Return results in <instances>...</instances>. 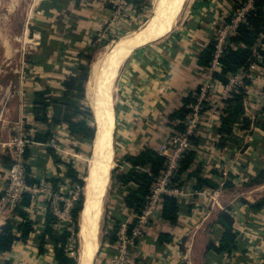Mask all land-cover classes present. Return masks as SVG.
I'll return each instance as SVG.
<instances>
[{
    "label": "crops",
    "instance_id": "0c3cea01",
    "mask_svg": "<svg viewBox=\"0 0 264 264\" xmlns=\"http://www.w3.org/2000/svg\"><path fill=\"white\" fill-rule=\"evenodd\" d=\"M143 1L147 3L142 11L144 13L148 2ZM199 2L201 13H197L198 16L193 15L191 19L185 18L174 31L156 40L149 47L136 48L120 68L119 136L117 137L123 142L130 143L129 146L121 145L125 148L123 155L135 154L145 147L157 149L159 142L168 132L169 114L181 107L182 99L195 90L206 75V70L199 64V53L215 36L216 26L223 21V15L231 11L232 5L228 0H199ZM57 5L55 9H48L49 11L43 9V11L53 15L58 10H62V13H73L71 17L67 14L63 15L70 18L67 20L70 23L69 26L60 22V27L64 28L62 30L64 39L69 40L71 45L83 44L79 42L83 36L94 32L97 27L108 22L107 15L110 17L109 9L106 10L105 6L98 1L59 0ZM78 14L82 19L79 20L80 27L76 24ZM74 24L77 25L78 30H81L80 33L75 30ZM108 25L113 24L108 23ZM116 26H119V23H116ZM116 26L113 25V28ZM71 35H76L77 38ZM262 38L264 35L257 47L264 50ZM84 42L86 43L85 40ZM79 50L82 49H78V53ZM262 59L261 54H257V61L250 65L255 77L245 87L244 107L246 114L253 121L264 117V66L260 64ZM41 71L44 72V69L39 66L38 72L41 73ZM68 74L63 73V75ZM37 81L33 84L37 86L32 92L33 95L34 91L49 85L42 83L40 79ZM2 88H4L2 93L5 92V96L0 102V189L5 184V175L11 159V148L8 142L16 122L15 117L19 114L21 120L23 117V107L21 105L17 107L7 101L11 93L9 84H3ZM60 88L62 89L61 83ZM216 88L214 98L218 100L221 87ZM27 111L29 114L25 123L34 128L37 122L33 112V102ZM40 125L33 130L34 133L47 128L46 125ZM199 133L201 142L198 146L195 165L200 166L202 175L212 179L215 187L199 191L194 188L195 176L185 178L189 181V185H185L186 183L183 185L189 190L183 198V201L187 202L184 204L185 209H181L179 223L174 228H171L164 220L153 224V228L149 229L145 235L147 241L143 243L138 257L135 258H147V261L160 259L162 250H157L154 242L161 230L170 228L174 233V240L167 244V250L171 253L164 256L165 258L169 256V264H178V260L180 264H264V130L254 124L248 130L235 125L224 148H219L215 143L220 138L216 127L202 124ZM65 138L72 141L66 126H59L52 143L61 151L62 148L58 147V144L62 146ZM36 144L39 147L34 146L35 151L31 152V160L39 165L36 170L39 169L43 176L35 174L36 170L32 171V174L37 178L42 176L43 178L39 179L45 180L57 174V166L47 152V144L39 142ZM37 149L39 154H35ZM191 193L195 196L191 197ZM42 202L45 204L44 200ZM188 205H192L190 212H188ZM225 209H229V213L234 218L233 228L237 237L235 248L219 252L211 245L219 246L221 243L225 228L219 222V213ZM29 211H35L34 204ZM45 211L30 240L26 243L21 241L14 243L11 251L1 254L0 257L3 256L1 258L5 257V260H10L12 264L13 256L16 257L18 254L15 260L17 264H24V262L26 264H56L51 245L47 246V251L44 253L39 252L38 245H35L32 250L28 245L31 241L35 242V237L43 227ZM31 217L36 220L32 213ZM181 236L183 251L179 246ZM107 243L106 254L109 255L107 259L103 257L102 264H109L110 257L117 253L115 247ZM34 249H36L35 252H33ZM156 262L163 264L157 260ZM139 263L140 261L134 262V264ZM165 263H168V260H165Z\"/></svg>",
    "mask_w": 264,
    "mask_h": 264
},
{
    "label": "trees",
    "instance_id": "16d2710c",
    "mask_svg": "<svg viewBox=\"0 0 264 264\" xmlns=\"http://www.w3.org/2000/svg\"><path fill=\"white\" fill-rule=\"evenodd\" d=\"M129 1L135 7L137 6L138 11H143L144 5H147L143 0ZM228 1L232 5L231 11L223 15L221 23L230 22L236 12L249 2V0ZM221 23L216 26V29ZM263 35L264 0H253L252 7L247 11L243 21L239 23L236 32L229 36L224 52L220 57L221 65L213 71V77L221 84H227L230 76L236 74L241 69L249 68L251 64L256 62L257 54H261L263 59L260 64L264 66V50L257 47ZM215 43L214 36L199 53V64L204 69L209 68L211 65L215 52ZM88 58L92 60L91 57ZM88 77V64L78 63L77 73H70L62 79V89L60 90L59 97L53 94V88L50 85H47L44 89L34 91L33 95L35 121L46 125L47 128L43 131H35L34 136L28 138L31 140V143L39 142L47 144V152L57 166V174L44 180L49 185L51 193L46 195L44 199L46 205L44 224L35 240L38 243L40 253L46 252L48 245L52 246L56 264H78L77 257L71 254L78 250L79 216L84 205V187L86 182L84 177L80 175L73 157L65 158L63 153L52 142L56 135V129L59 126H66L68 134L74 142L70 144V147L76 152L81 150V142L91 143L94 140L96 125L93 122V113L89 107H85L81 103L85 98V84ZM246 84H250V81L247 80ZM200 85L201 83L195 90L189 92L182 99L183 103L181 107L169 114L167 120L169 133L185 132V119L191 111L192 105L197 101ZM245 96L246 89L241 87L229 97L223 99L225 103L224 113L220 124L216 127L220 138L215 143L219 148L226 146L235 125H240L242 129L248 130L254 124L264 130V117L253 121L246 114L244 107ZM206 106L207 104L205 103L202 111L206 110ZM188 138L191 142V147L183 154L174 181L179 185H183L185 178L195 176L196 183L194 184V188L196 190L201 191L208 187L214 188L215 185L212 179L206 175H202L200 166L195 165L198 146L201 142L200 133L188 135ZM31 143L27 145L24 153L26 159V182L29 185L35 186L41 185V180L32 174L34 163L31 160ZM165 161V155L153 147H145L135 154L126 153L122 156V162L128 164L129 167L126 171H121L119 169L120 165H118L114 168L113 174L114 179L125 187L126 192L123 197V203L130 213H140L145 207L153 185L164 171ZM12 163L13 161L10 159L8 166L10 167ZM74 191H77V198L73 201V205L70 208L71 221H66L54 212L55 207L63 210L66 202L61 199H55L54 194L70 198L74 194ZM161 202L163 220L171 227L176 226L179 223L181 212L180 199L173 195L164 194ZM31 205V195L25 192L19 206L15 209L16 217L18 218L13 221L7 219L1 226L0 255L11 251L14 243L18 241L28 242L36 231L38 221L31 217L29 212ZM191 208L192 205H188V212H190ZM228 210L225 209L219 213V222L225 228L221 243L219 246L211 245L213 249L219 252L224 250L230 251L235 248L237 233L233 228L234 218ZM119 227L120 222L117 221L111 230L104 234V241L115 245ZM173 240L174 233L168 228L159 232L154 243L157 250H162L166 244ZM137 261L139 262L140 259H137ZM141 261V264H148L145 259ZM0 264H10V260L0 261Z\"/></svg>",
    "mask_w": 264,
    "mask_h": 264
},
{
    "label": "rangeland",
    "instance_id": "374dc122",
    "mask_svg": "<svg viewBox=\"0 0 264 264\" xmlns=\"http://www.w3.org/2000/svg\"><path fill=\"white\" fill-rule=\"evenodd\" d=\"M57 1L59 0H0V102L3 101L5 96V92L2 93V90L4 89L2 88V85L5 83L9 84L11 93L7 101L11 102L13 105H17V107H19L20 105L23 107L22 120L21 118H19L20 116L19 114L18 116L16 115L15 117L16 122H14V127L16 125L17 126L20 125L21 127H23L21 129L22 134L20 136H23L25 134V136L28 135V137L32 138L34 136L33 130L38 128V126H41L40 124L37 123V125H35L34 128H31L32 125L25 123L28 118L27 114H29L27 109L28 107H30V105L33 102L34 96L32 92L34 89H36L35 87H37L36 85L33 84L37 80L39 81L40 79L42 83L49 84L51 88H53V94L59 97L61 93L60 83L61 80L66 76L63 75V73H67V74L77 73L78 63H83L85 65L88 64L89 66V77L85 84V98L81 101V103H83L85 107H89L91 109L93 113V122L95 123L98 130V120H97L98 117L95 111L94 100L90 95L92 63L100 55L107 52L108 49L115 43V41L119 40L120 38L126 35H130L141 28L148 26L152 18L166 4V0H147L148 7L145 9L144 13L142 11H138L136 8L137 6L135 7V5H133L135 14L131 18H128L127 21L125 22H123L122 20L117 21V19L116 20L112 19L111 17H109V15H107L108 22H105L101 26L97 27V29L94 30V32H90L88 35H84L83 38L79 41L82 42L83 44L79 43V44L71 45L69 40L66 41L64 39L65 38L64 31H62L64 30V28L60 27V24L64 23L65 25L68 24L69 26L70 23L67 22V20H69L70 18L68 19V17H63V15L67 14V16L71 17L73 16V13L72 12L62 13V10H58L55 12L56 14L53 15L51 13H46L43 11V9L51 10L58 7ZM92 1H98L99 3H101L99 0H92ZM200 5L201 3L199 2V0H188L185 5L183 14L180 15L172 30L174 31V29L177 26L181 25L182 22L185 20V18L191 19L193 15L198 16L197 13H201V10H199ZM109 7L110 6L108 4H105L106 10H108ZM78 15H76V17H78V21L76 22V24L78 25V27H80L79 20L82 19L80 18V14ZM76 19L77 18H75V20ZM108 23H111L114 26H116V23H119V26L113 28V25L109 26ZM76 24H74L75 30H77V32L80 33L81 30H78ZM71 37L77 38L76 35L75 36L71 35ZM83 39L86 41V43L84 42ZM215 40H216V34H215ZM155 42L156 41L148 44H144L141 47L143 48L149 47ZM87 43L89 45H87ZM78 49H82V50H79L78 53ZM88 57H91L92 60H90ZM39 66L40 68L42 66L44 72L43 71H41V73L38 72ZM250 72L255 77L254 72L252 70ZM118 82H119V75L116 80L115 90L113 94L110 95V111L112 114V119L114 124L113 127L114 136L112 138V144H113L112 153H113L114 163L111 169V179L109 183L108 197L105 204V213H104L103 224L100 232L101 235L100 244H99L98 252L94 257V264H102L101 262L103 257L104 258L106 257L107 259V255H109L106 254V248L108 247L106 245L108 243L107 241H104V234L110 231L113 225L117 223V221H119L121 225L123 223L130 221L129 219L131 217V213L129 209H127L123 203V197L126 192L125 187L120 185L114 179V174H113L114 168H116L118 165H120L119 169L121 171H126L129 167L128 164L122 162V155L125 151V148L121 145L125 144L126 146H129L130 143L123 142L121 139H119V137H117L119 136ZM17 134L18 133L13 130L11 138ZM164 136L162 140L159 142V144H161L164 141L165 138ZM96 137H97V133H96ZM11 138L9 142L11 141ZM63 141L64 142L62 146L58 144V147L62 148L61 152L63 153V156L65 158H68L66 155L68 156L70 155L69 157H73L75 161L74 163L78 168L80 175L84 177V180L86 182L90 159L94 148V141H92L91 143L81 142L80 144L81 150L78 152H76L72 147H70V144L74 143L73 141L69 140L68 138H65ZM34 146L39 147L38 144L31 143L32 151H35ZM37 153L39 154V149H37V152H35V154ZM70 153H72V155ZM46 159H48V156H46ZM38 166L39 165H36V163L34 162L32 171H35ZM41 167L44 168L45 166H41ZM34 173L38 175H42L39 169L36 170V172ZM42 176H38V177L42 179L43 178ZM185 181L186 180H184L183 184L186 183L185 185L188 186L189 181L186 182ZM43 184L45 186L46 182L44 180H41V185ZM185 190L188 191L189 189L185 188ZM2 191H3V187L0 189V195H2ZM36 194L37 196L35 198V202H32V204H34L35 211L33 212L29 211V212L30 214L32 213L34 218L36 217L37 221H41L42 219L41 215L45 210V204H43L42 201L45 199L47 192L42 190L40 192H36ZM191 194H192L191 197L195 196L193 193ZM62 197L64 199H71L64 196ZM184 197L185 196L180 197V202L183 201ZM186 202L187 201H183L181 203L182 210L185 209L184 204H186ZM15 209L14 210L11 209L9 211L4 212L5 217H8V219H11L12 221L16 220L18 217H16L17 215L15 213ZM54 209L55 211L59 210V208L57 207H55ZM5 217L0 216V225H3L5 223L6 221V219L4 220ZM63 217H64L63 219H66V221H68L66 214L63 215ZM155 223H153L152 221L151 227L149 229H152L153 228L152 226ZM79 230H80V221H79ZM182 238L183 237L181 236L180 242L182 241ZM77 239H79V232L77 235ZM146 241L147 238L145 236L141 240L140 245H138L137 249L132 251L133 254L128 264H134V262L136 263L138 258L135 257H138V253L141 249V246ZM35 242L37 241L35 240ZM35 242L33 241L32 243L31 241L30 244H28L31 250L35 245L36 246L38 245V243L36 244ZM179 246H180V250L183 251V241L182 243H179ZM79 249H80V242L78 240V250L77 252H72L71 255L78 257ZM35 250L36 249H34L33 252H35ZM170 253H171L170 250H167V244H166V246L162 249V255H160L161 258L160 259L158 258L156 260L163 264H169V260H170L169 256L166 258L164 256L165 254H170ZM17 256L16 257L13 256L12 264H17L15 261L17 259ZM1 257H0V261L4 262L6 258L5 257L1 258ZM141 260L143 261L142 258H140V261ZM145 260H147V258ZM156 260H149L147 262L148 264H155L154 262H156ZM165 260H168V263H165ZM197 260H198V255H197ZM178 262H179L178 264H180V260H178ZM24 264L26 263L24 262Z\"/></svg>",
    "mask_w": 264,
    "mask_h": 264
},
{
    "label": "built area",
    "instance_id": "2783aa9c",
    "mask_svg": "<svg viewBox=\"0 0 264 264\" xmlns=\"http://www.w3.org/2000/svg\"><path fill=\"white\" fill-rule=\"evenodd\" d=\"M103 6L108 4L110 17L112 19L127 21L134 13V6L129 0H99ZM253 0L239 9L233 16L230 22L222 23L216 29V43L215 52L211 65L206 70V75L201 82L200 92L196 103L192 105V109L186 116L184 133L173 132L167 133L164 141L158 145L157 150L165 155L166 163L163 173L157 178L156 183L152 187V192L146 202L145 207L140 213H131L130 221L120 225L117 232V242L114 247L117 253L110 257L109 264H128L132 251L137 249L141 240L151 227V223L163 221L162 211V196L164 194L173 195L180 199V197L188 194L184 185H179L174 181L180 167V160L183 154L191 147V142L188 135L199 133L202 124H207L209 127H217L220 123L221 117L224 113L225 103L223 99L229 97L233 92L241 87H247V80L254 78L251 67L241 69L236 74L230 76L227 84H221L213 77V71L218 69L221 65L220 57L224 52L225 45L228 42L230 35L234 34L241 21L246 16L247 11L252 7ZM221 87L218 100H215L214 93L216 87ZM207 104L206 110L202 111ZM16 127V128H15ZM14 131L18 134L11 138L9 146L11 148L10 155L13 163L8 168L5 175V184L3 186L2 195H0V216L5 217L4 212L15 209L22 200L25 192L30 193L32 202H35L37 196L36 192L45 191L47 195L51 192L48 184L43 185H29L26 182V159L24 157L25 149L31 142L28 135L20 136L22 134L20 125H16ZM24 130V129H23ZM185 175V174H184ZM38 198V197H37ZM55 199H61L66 202L63 210H56L54 212L60 217L67 215V220L71 221L70 208L73 201L77 198V192H74L71 199H64L58 194H54ZM8 217H5L4 220ZM66 220V219H64ZM6 222V221H5Z\"/></svg>",
    "mask_w": 264,
    "mask_h": 264
},
{
    "label": "bare ground",
    "instance_id": "6f19581e",
    "mask_svg": "<svg viewBox=\"0 0 264 264\" xmlns=\"http://www.w3.org/2000/svg\"><path fill=\"white\" fill-rule=\"evenodd\" d=\"M188 0H166L165 6L148 26L126 35L100 55L91 67L90 95L98 117L97 137L84 187L85 203L80 213L78 264H94L100 244V232L113 167V119L110 95L125 60L138 47L166 36L184 12ZM112 103V102H111Z\"/></svg>",
    "mask_w": 264,
    "mask_h": 264
},
{
    "label": "water",
    "instance_id": "95a60500",
    "mask_svg": "<svg viewBox=\"0 0 264 264\" xmlns=\"http://www.w3.org/2000/svg\"><path fill=\"white\" fill-rule=\"evenodd\" d=\"M96 131H97V127H96ZM113 136H114V132H113ZM95 137H96V134H95ZM95 137H94V139H95ZM84 196H85V194H84ZM84 203H85V199H84ZM83 207H84V205H83Z\"/></svg>",
    "mask_w": 264,
    "mask_h": 264
}]
</instances>
